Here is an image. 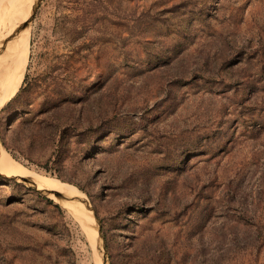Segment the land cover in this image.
Here are the masks:
<instances>
[{
	"label": "rangeland",
	"instance_id": "obj_1",
	"mask_svg": "<svg viewBox=\"0 0 264 264\" xmlns=\"http://www.w3.org/2000/svg\"><path fill=\"white\" fill-rule=\"evenodd\" d=\"M30 9L0 142L80 193L97 236L0 172V264H264V0Z\"/></svg>",
	"mask_w": 264,
	"mask_h": 264
},
{
	"label": "bare ground",
	"instance_id": "obj_2",
	"mask_svg": "<svg viewBox=\"0 0 264 264\" xmlns=\"http://www.w3.org/2000/svg\"><path fill=\"white\" fill-rule=\"evenodd\" d=\"M36 0H0V106L20 89L26 73L30 52V6ZM0 172L5 176L37 178L30 169L16 160L0 142ZM27 179V178H26ZM37 180V179H35ZM51 180V179H50ZM50 180H37L42 192L52 195L79 220L95 244L97 230L91 226L93 217L82 199L73 189L56 188ZM58 182V181H57ZM37 185V183H36ZM58 185V184H57ZM39 189V190H40Z\"/></svg>",
	"mask_w": 264,
	"mask_h": 264
},
{
	"label": "water",
	"instance_id": "obj_3",
	"mask_svg": "<svg viewBox=\"0 0 264 264\" xmlns=\"http://www.w3.org/2000/svg\"><path fill=\"white\" fill-rule=\"evenodd\" d=\"M26 179V178H25ZM29 183H32V184H34L36 187H37V185H36V183L35 182H33V181H31V180H29V179H26ZM38 188V187H37Z\"/></svg>",
	"mask_w": 264,
	"mask_h": 264
}]
</instances>
